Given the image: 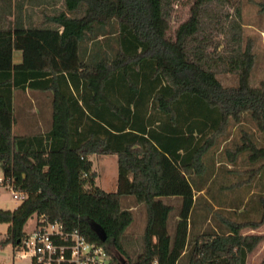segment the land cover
Segmentation results:
<instances>
[{
	"label": "trees",
	"instance_id": "obj_1",
	"mask_svg": "<svg viewBox=\"0 0 264 264\" xmlns=\"http://www.w3.org/2000/svg\"><path fill=\"white\" fill-rule=\"evenodd\" d=\"M24 1L0 0V169L25 194L0 208L2 243L18 250L46 215L112 264H247L264 240L243 232L264 224V79L250 82L258 59L243 16L245 1L264 13V0H194L174 34L181 0H26L39 15L26 22ZM28 91L49 120L16 133L15 98ZM112 154L118 188L107 191L91 157ZM131 204L146 213L137 255Z\"/></svg>",
	"mask_w": 264,
	"mask_h": 264
},
{
	"label": "rangeland",
	"instance_id": "obj_2",
	"mask_svg": "<svg viewBox=\"0 0 264 264\" xmlns=\"http://www.w3.org/2000/svg\"><path fill=\"white\" fill-rule=\"evenodd\" d=\"M194 0H181L175 7L177 10V16L180 19L172 20V27L170 30V34H174L176 28L180 24L181 21L187 19L190 8L193 4ZM249 2V3H248ZM245 1L244 3V20L243 22L248 23L246 26V31L253 35L255 38V50L257 52V67L254 69L250 82L252 84H257L261 79H264V13H259L257 6L251 1ZM228 9L229 12H232V9ZM35 14V13H34ZM38 17V14H35ZM22 60V52L19 50L14 51V61L16 63ZM223 81L227 84H231L234 81V78L231 75H227L222 77ZM26 98V96H25ZM34 106L26 99L23 101L20 98L16 100V111L15 117L16 121L14 123V130L16 133H31L35 129H38L39 121H48L47 111L38 113L39 110L43 108L41 101L38 102V106ZM28 105H31L33 113L30 111ZM36 110V111H35ZM47 122L43 123L42 127L46 126ZM235 126V125H234ZM250 126V125H249ZM44 129V128H43ZM233 137L239 138L238 128L233 127L232 130ZM229 145H233V141H229ZM222 143L218 146L220 151L223 146L226 145ZM218 153L216 152V159L222 158L223 151ZM220 152V153H219ZM94 163V170L97 172L96 183L101 188H104L107 191H115L118 188V159L117 156L112 155H93L92 157ZM13 190L6 186H0V208L11 209L14 210L21 203L22 199L19 197H14ZM204 197H207L204 196ZM204 197H200L199 203L203 200ZM143 214V215H142ZM143 216V218H142ZM144 216L145 210L142 206L138 211L135 212V220L129 227V237H127L128 241V250H131L132 255H137L141 251V245L139 240L142 238V234L144 231ZM35 216L32 217L25 228H31L34 224ZM7 223H0V262L5 264H24L22 259L19 257L17 250L13 249V246L10 244H3L2 240L7 235L8 230ZM172 227V226H171ZM28 230V229H26ZM264 234V232L262 233ZM134 242V243H133ZM134 248V249H133ZM256 251L250 256L249 264H264V240H262L259 245L256 247ZM133 249V250H132ZM16 253V254H15Z\"/></svg>",
	"mask_w": 264,
	"mask_h": 264
},
{
	"label": "built area",
	"instance_id": "obj_3",
	"mask_svg": "<svg viewBox=\"0 0 264 264\" xmlns=\"http://www.w3.org/2000/svg\"><path fill=\"white\" fill-rule=\"evenodd\" d=\"M0 169V186H4ZM7 187V186H6ZM14 197L24 193L14 191ZM24 264H112V256L101 244L89 241L78 229H68L58 219L36 215L17 250Z\"/></svg>",
	"mask_w": 264,
	"mask_h": 264
},
{
	"label": "crops",
	"instance_id": "obj_4",
	"mask_svg": "<svg viewBox=\"0 0 264 264\" xmlns=\"http://www.w3.org/2000/svg\"><path fill=\"white\" fill-rule=\"evenodd\" d=\"M34 11H33V10ZM37 9H38V6L37 5H35L34 7H32V6H30V4L29 3H27V1L25 0L24 1V8H23V10H22V13L24 14V21L26 22V20H28V12L30 13V12H33L32 13V16H33V19L34 20H36V19H38L39 18V15H38V17H36L35 16V14L37 13L38 14V11H37ZM35 13V14H34ZM22 61V60H21ZM20 95V98H21V100H22V95H23V101H25L26 99L29 101V99H32V101H33V103H35V106L37 107L38 106V102H36V100L33 98V96L31 95V93L28 91V92H26V93H20L19 94ZM19 95H17V99H18V97H19ZM25 96H26V98H25ZM16 98H15V106H16ZM41 101V100H40ZM47 104H48V102H47ZM33 106H34V104H33ZM28 107H29V109L30 108H32V106L31 105H28ZM33 109V108H32ZM32 109H30V111L33 113V110ZM36 111V110H35ZM38 113H40L39 111H38ZM43 125V122L42 121H39L38 122V126H42ZM35 131V130H34ZM200 192H204L203 190L202 191H200ZM200 192H198L197 191V193L196 194H198V193H200ZM125 201H126V199H124ZM164 201L166 202V203H169V204H172L173 206H174V217H175V215L178 213V209L180 208V206H181V201H180V198H177V197H170V198H164ZM127 202V201H126ZM129 203H132V201L131 200H129L128 201ZM143 205L142 204H137V205H134V204H131V209H133V210H135V211H138L141 207H142ZM143 215V214H142ZM142 218H143V216H142ZM176 218H177V215H176ZM144 227H145V225H146V213H145V216H144ZM173 222V221H172ZM174 225H172V227H173ZM243 232L244 233H258V234H262L263 232H264V224H262L260 227H258L257 229H244L243 230ZM257 249V248H256ZM256 249H254V251H252L250 254H249V256H248V259H247V264H249V258H250V256L256 251Z\"/></svg>",
	"mask_w": 264,
	"mask_h": 264
},
{
	"label": "water",
	"instance_id": "obj_5",
	"mask_svg": "<svg viewBox=\"0 0 264 264\" xmlns=\"http://www.w3.org/2000/svg\"><path fill=\"white\" fill-rule=\"evenodd\" d=\"M104 239H105V237H104Z\"/></svg>",
	"mask_w": 264,
	"mask_h": 264
}]
</instances>
